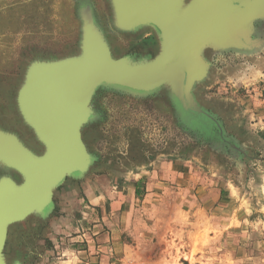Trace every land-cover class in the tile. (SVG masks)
Wrapping results in <instances>:
<instances>
[{"label": "rangeland", "instance_id": "obj_1", "mask_svg": "<svg viewBox=\"0 0 264 264\" xmlns=\"http://www.w3.org/2000/svg\"><path fill=\"white\" fill-rule=\"evenodd\" d=\"M84 1L0 0V129L16 134L37 154L42 148L20 117L16 94L33 60L77 53L76 10ZM88 2L113 56L136 61L158 53L155 32L113 34L108 0ZM207 58H211L208 77L193 94L231 145L221 142L216 147L201 132L183 127L165 91L132 97L99 88L91 101L95 117L81 129L92 157L88 171L81 179L67 178L54 191L48 217L31 215L9 226L3 250L7 264H75L76 249L87 245L85 196L92 187L110 183L118 189L132 186L140 191L147 179L159 181L156 169L165 164L182 168L178 173L183 170L188 176L186 202L202 205L207 217L215 221V231L206 226L190 234L189 258L177 252L175 262L164 264H264V51L251 56L224 51L212 57L207 52ZM2 175L20 181L15 172L6 173L0 167ZM176 188L173 184L172 194ZM183 202L180 197L178 203ZM229 217L231 229L225 231L222 226ZM197 253L215 258L197 261Z\"/></svg>", "mask_w": 264, "mask_h": 264}, {"label": "water", "instance_id": "obj_2", "mask_svg": "<svg viewBox=\"0 0 264 264\" xmlns=\"http://www.w3.org/2000/svg\"><path fill=\"white\" fill-rule=\"evenodd\" d=\"M108 1L113 28L119 30L117 23L120 20V15L133 13L130 16L135 22H144L153 28L152 30L159 42L158 53L152 59L143 58L136 61L128 56L113 57L111 52L104 50L102 40L105 41V37L95 21L94 25L98 34H94L89 39L87 54L84 48L78 46L76 54L64 56L54 61L33 60L26 67L22 83L16 94V106L23 123L30 129L42 151L38 156L33 155V152L25 146L16 134L0 129L1 145L5 144L6 139L11 142L14 139V143L19 148L21 147L25 155L27 154L25 156L26 162L24 159L13 157V153L10 152L11 149L4 150L6 148L0 147V167L4 164L3 157L6 158L13 166L10 167L5 163L4 168L15 172L20 179L19 182H16L7 175L0 176V264H7L3 250L9 226L20 223L31 215H37L41 218L48 217L54 207V191L67 178L78 180L88 171L92 157L82 141L81 129L93 118L94 112L91 101L99 88L113 89L132 97H144L165 87L164 89L175 103L177 97L173 96L171 92L172 86L166 85L164 80L169 77L176 82L178 79L180 67L175 65V50L179 44L177 42H181V46H183L184 40L186 42L189 36L185 34L178 36L181 33L176 31L171 23H168V11L164 8L165 4L163 3L165 0H142L144 6L147 4L150 7L147 12L143 9L140 10L139 5L141 3L139 0H130L134 2V5L120 0ZM185 1L187 2L185 3ZM185 1L183 0L185 5L183 7H188L192 2V0ZM173 6L175 7V5ZM123 20L125 19L123 18ZM179 25L183 26L184 22H179ZM83 26L84 23L80 21L79 29L81 31H83ZM123 30L127 31L128 29ZM96 49L100 53L99 58L95 55ZM100 59H102V65L96 62ZM196 75L198 74L192 77L188 90L192 96V103L202 110L203 108L198 106L193 92L196 84L203 82L207 75L199 74V77ZM41 86H46L48 90L44 95L53 92V98L56 99L53 112L47 114L45 118H41L37 114L38 110L41 111L45 108L43 107V98L39 97V104L33 105L31 102L32 97L39 93L40 89L38 88ZM54 86H59V88ZM79 88H87L89 92L87 105L92 114L91 117L79 119V117L69 115L71 109L74 110V104L66 102L67 94L65 91ZM20 96L21 103L19 101ZM58 100L59 102L65 101V103L59 105ZM184 111L192 112L188 108ZM203 111L200 112L203 117H209L208 120H211L210 117L213 118L204 109ZM189 115L185 120L187 126L190 128L198 127L199 123L194 122L198 118L192 114ZM77 124H79L78 129H76ZM8 135L12 138H7ZM84 166L86 167L84 168ZM7 180L14 188H10L6 184ZM13 264H21V262L16 261Z\"/></svg>", "mask_w": 264, "mask_h": 264}, {"label": "bare ground", "instance_id": "obj_3", "mask_svg": "<svg viewBox=\"0 0 264 264\" xmlns=\"http://www.w3.org/2000/svg\"><path fill=\"white\" fill-rule=\"evenodd\" d=\"M120 1H123L124 3L128 2V4L134 5V2H131L130 0ZM186 2L187 1H185V3ZM139 3H141L139 5L140 10L143 9L147 12V10L150 8L147 6V4L146 6H144V2L142 0H139ZM163 3L165 4V7L164 5L163 7L168 11V23H171V26L176 31L181 33L178 34V36H181L183 34L189 36L186 42L184 40L183 46H181V42H177L179 44L177 46V49L175 50V65H179L180 67L178 70V79L176 80V82H174V79L168 77L164 81L166 82V85L172 86L171 92L173 96L177 97L175 100L177 110L182 115L184 120H187V118L190 116L189 114H192L196 118H204L203 120H205L208 125L213 127L214 124L218 123L216 122V120H212V122H210V120L207 119L209 117L206 118L201 115L200 112H202L203 110L198 109V107L192 103L193 100L191 99L192 96H190L188 85L195 74H203V76L207 75L208 77L210 70L209 60L211 58H207V52H209L210 56L212 57L213 55L217 53L221 54L224 51L230 53L239 52L243 53V55L245 56L259 54L260 52L264 51V0H192L188 7H183L185 6L183 0H165ZM173 5H175V7ZM132 14L133 13H127L126 15L123 14L122 16L120 15V20L117 23L119 25V30L112 28L114 30L112 31L113 34L119 35L122 32L130 31L131 33H134L138 30L141 31L153 29L148 24L146 25L144 22H135L132 16H130ZM76 17H78V19L84 23L83 31L79 29L77 46L84 48L85 53L87 54L89 39L92 38L94 34H98V30L94 25L96 21L94 9L91 6V3L88 2V0L87 2L84 1L78 7V9L76 10ZM123 18L125 20H123ZM181 21L184 22L183 26L179 25V22ZM256 26L258 27L256 28ZM87 28L90 29L88 30ZM123 29L128 30L124 31ZM102 33L105 37V41L103 39V44H101L103 45L106 52H111L112 54L107 37L104 32ZM101 50L103 49L101 48ZM95 51L97 52V49ZM95 55L97 56V58L100 57L99 52H97ZM59 58L49 59L48 61H54ZM183 59L184 62H182ZM96 62L97 64L102 65V59H100V61L97 60ZM198 75L196 76L199 77ZM54 87L59 88V86ZM87 88H79L77 90L70 89L68 92L65 91V93L67 94L66 102L68 104H74V110L71 109L69 115H74V117H79V119L92 116L87 105L89 95ZM164 88H161L159 90L167 92ZM38 89H40L39 93L32 97L31 102L33 103V105L36 103L39 104V97L41 96V98H43V107H45L43 108L44 111L38 110L37 114L39 117L45 118L47 114L53 112L56 99L53 98V92H50L48 95H44L45 92H48L46 86H41ZM88 89L91 90V88ZM159 90L157 91L159 92ZM19 101L21 103V96L19 97ZM64 103L65 101L59 102L58 100L59 105H62ZM187 108L192 112H185L184 110H186ZM27 113L28 112L26 111V114ZM94 117L95 116L93 115V118ZM198 122L200 124V121ZM212 127L210 128L212 129ZM78 128L79 124H77L76 129ZM206 130L208 132L209 129ZM9 133L14 134L12 132ZM8 137L9 139L12 138L9 135L7 136V138ZM210 140L212 144L217 147H219V144L221 145V142L222 145L225 144V137L221 130L220 133H213V135L210 136ZM12 141L13 142L6 139L5 144H0V147L6 148L4 150L11 149L10 152L13 153V157L24 159L27 162V159L25 157L27 154L25 155L21 147L19 148V146L14 143V139ZM232 148L233 150H236V148H234L233 146ZM33 155L38 156L39 154L33 152ZM84 156L86 158L85 153ZM3 161L4 164L2 165L3 167L1 166V169L5 170V172L7 173L9 169L4 168V165H6L5 163H7L10 167L13 165L4 157ZM85 167L86 166H84V168ZM6 184L10 188H14L8 180L6 181Z\"/></svg>", "mask_w": 264, "mask_h": 264}, {"label": "crops", "instance_id": "obj_4", "mask_svg": "<svg viewBox=\"0 0 264 264\" xmlns=\"http://www.w3.org/2000/svg\"><path fill=\"white\" fill-rule=\"evenodd\" d=\"M180 169L161 165L156 169L159 181L147 179L138 195L132 186L118 189L109 183L102 184L100 188L92 187L85 196V208L88 210L84 213L83 223H87V245L76 249L74 263L164 264L175 262L177 252L188 259L192 249L189 235L206 226L215 231V221L207 217L202 205L186 202L190 182L183 170L181 175L178 173ZM173 184L178 187L173 192L175 195L170 190ZM180 197L185 199V203H178ZM231 221L229 217V222L222 226L225 231L231 229ZM206 254L201 256L202 261L206 258L213 261L214 256ZM201 257L197 253L194 259L198 261ZM79 258L86 262L79 261Z\"/></svg>", "mask_w": 264, "mask_h": 264}, {"label": "flooded vegetation", "instance_id": "obj_5", "mask_svg": "<svg viewBox=\"0 0 264 264\" xmlns=\"http://www.w3.org/2000/svg\"><path fill=\"white\" fill-rule=\"evenodd\" d=\"M258 26H256V28H257ZM213 59V58H212ZM203 110V109H202ZM178 111V110H177ZM178 113H179V111H178ZM180 114V113H179ZM181 115V114H180ZM212 116V115H211ZM181 117H182V115H181ZM213 117V116H212ZM214 118V117H213ZM213 118H210L211 120H210V122H212V120H214ZM204 118H198V120H195L194 122L195 123H199L198 121H200V124H199V126L198 127H194V128H190V126H187V124H186V121L183 119V117L181 118V122H182V125H183V127H185V128H188V129H192V130H197V131H199V132H201L202 134H203V136L204 137H206V138H208V139H210V136H212L213 135V133H217V132H219L220 133V127H219V125L218 124H214L213 125V127L212 126H210V125H208L207 124V122H205V120H203ZM92 121V120H91ZM217 122V121H216ZM218 123V122H217ZM204 126V127H203ZM218 128L217 130L215 129L216 127ZM210 127H212V129L210 128ZM205 128V129H204ZM206 129H209L208 130V132H207V130ZM205 132V133H204ZM225 137V144H229V145H231L230 144V139H228L226 136H224ZM224 145V144H223ZM217 147V146H216ZM236 148V147H235Z\"/></svg>", "mask_w": 264, "mask_h": 264}, {"label": "trees", "instance_id": "obj_6", "mask_svg": "<svg viewBox=\"0 0 264 264\" xmlns=\"http://www.w3.org/2000/svg\"><path fill=\"white\" fill-rule=\"evenodd\" d=\"M137 189H135V194H137L138 195V190L136 191Z\"/></svg>", "mask_w": 264, "mask_h": 264}]
</instances>
